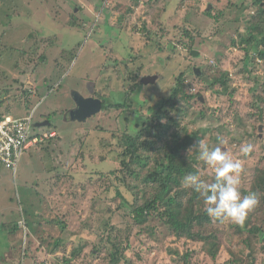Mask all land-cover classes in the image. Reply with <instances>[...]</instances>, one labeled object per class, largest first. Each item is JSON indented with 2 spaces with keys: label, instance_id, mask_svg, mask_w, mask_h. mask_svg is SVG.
<instances>
[{
  "label": "rangeland",
  "instance_id": "1",
  "mask_svg": "<svg viewBox=\"0 0 264 264\" xmlns=\"http://www.w3.org/2000/svg\"><path fill=\"white\" fill-rule=\"evenodd\" d=\"M263 12L264 0H0V116L34 111L33 124L50 120L54 127L44 130L57 134L30 149L15 175L0 161V264H19V259L33 264L21 258L22 248L43 234L60 239L62 246L56 254L44 255L46 264L70 258L79 247L78 258L69 264H110L111 234L105 224L107 211L117 212L119 199L114 188L107 193L98 186L119 185L130 202L135 194L141 202L151 190L142 178L113 171L121 168L126 147L120 139L136 135L160 106L177 119L178 134L187 128L183 136L194 134L239 160L240 189L250 190L257 176H264V60L254 48L256 41L243 39H249V26L264 30V23L256 25L264 20ZM184 33L192 35V49L183 45L191 43ZM136 73L139 80L158 78L133 93L129 107L73 116L80 98L100 94L108 104L125 102ZM223 73L228 75L227 92L219 85L210 87ZM181 74L192 99L183 93L174 99ZM244 144L252 145L247 155L241 152ZM130 166L140 168L139 163ZM198 167L203 177L214 174L203 161ZM37 192L52 203L46 215L59 219L64 229L46 220L34 226L35 215L23 213L33 202L37 205ZM112 222L119 229L113 240L132 245V264H186V252L193 264H233L231 252H244L231 221L217 227L222 242L214 259L211 243L177 239L158 217L133 229L126 214H114ZM151 232L155 239L149 238ZM260 240L258 246L264 235ZM98 244L100 254L92 255ZM255 258L264 264V250L257 247Z\"/></svg>",
  "mask_w": 264,
  "mask_h": 264
},
{
  "label": "trees",
  "instance_id": "2",
  "mask_svg": "<svg viewBox=\"0 0 264 264\" xmlns=\"http://www.w3.org/2000/svg\"><path fill=\"white\" fill-rule=\"evenodd\" d=\"M256 2L260 4V0H256ZM208 13H210V11H208ZM263 23L264 20H259L256 25H262ZM255 29L257 33L253 31ZM247 32L250 35L249 39H243V43L252 44L253 41H256L254 48L257 49L259 56L264 60V49H260V44L264 43V39H259V36L264 34V30L261 29L260 26L257 27L254 25L249 26ZM184 36L190 38L191 43L183 45H187L192 49V43L194 42L192 35L184 33ZM180 41H182V39ZM246 58H248V55ZM138 77L139 75L136 73L134 78L135 83L132 84L129 89L126 88L125 102L108 104V100L103 99L99 94L97 99L101 100V110L129 107L133 93L137 92L138 89L145 84L142 80H139ZM228 83V75L223 73L219 77L213 78L210 87L215 88L219 85L222 88V92H227L229 89ZM175 91L174 99L180 98L181 93H183L185 98L192 99L194 97L193 95L187 94L182 74L178 79L177 89H175ZM93 98L96 99V97ZM151 110L154 111V108H151ZM202 115L205 116L204 113H202ZM2 118L3 117L0 116V120ZM49 127L51 129L54 127L53 122ZM178 127L179 123L177 119H174L167 110H164L163 106H160L154 115L146 119L145 125L140 128L136 135H127L124 133L125 135L120 139L126 147L121 154V168L118 169V171H113L114 174L119 171L123 174V171L129 172L132 177L142 178L144 185L151 190L143 193L141 202L136 201V194L135 198L130 202L123 194L119 185L115 186L113 183L103 185L99 183L100 186L98 187L104 186V191L107 193L114 188L116 190V198L119 199L117 201L119 203L117 212L113 211L111 214V212L107 211L108 222L105 224L106 228L109 226L111 234L107 236L108 241L112 245L111 251H109L107 255L110 258V264H121L126 261L127 264H132L133 261L132 258L128 257V252L131 251L132 245L130 243L123 245L121 242H118L117 239L113 240V232H119V229L116 228L115 230L114 222H112L114 214H126V216H129V227L131 229H133L132 227L135 228L136 225L147 223L153 217H158L172 230V235L176 236L177 239L185 238L194 242L211 243L212 250L210 251V256L213 259L216 258L221 249L222 238L218 234L220 230L217 227L223 225L227 221L214 222L211 220L204 212L203 200L200 195L192 189L184 187L181 182L182 178L186 175L197 173H199L206 182H212L214 174L203 177L204 174L201 173L200 167H198L201 160L198 159L197 149L194 147V149L188 152L189 148H191V143L201 138H198L194 134L190 135L192 136L191 138L183 136L182 134L186 132L187 128H182V132L178 134ZM166 135H170V137L166 138L163 144L159 146L158 141H162ZM61 140L62 138L60 137L56 138L57 142H61ZM136 163L140 164L138 171L133 170L130 166ZM187 163H191L189 168ZM117 176L121 178L122 184L125 182L127 188H130L124 176L121 177L120 174H117ZM257 178V182L253 184L250 190L240 189L244 195H247L249 192L256 193L259 204L248 214L243 224H231L234 235L238 237L239 243L244 249L243 253L239 250L231 252L234 257L231 261L233 264H256L255 252L257 247L264 250V241L258 246L259 242H261V237L264 235V176H257ZM59 180H61L60 177H58V181ZM37 194L40 198L37 205L33 202L32 207L23 208V213L35 215L34 226H39L41 221L46 220L57 223V226H61L62 229H64L63 223H58L59 219H52L45 213L51 210L52 203H47L48 199L40 192H37ZM111 198L115 199V197ZM127 203L128 206H125ZM30 207L32 209L38 207V210L34 211L30 209ZM36 232L38 233L37 230ZM120 232L122 231L120 230ZM30 235L28 233L27 238H29ZM37 237H32L34 240H28L27 248H22L23 254L21 252V258L25 257L31 259L33 260V264H46L44 255L56 254V252L62 248L60 245L61 240L53 239L51 235L46 236L44 234L43 236L37 235ZM150 237L154 238L155 234L151 232L149 238ZM38 240L41 242L39 241L40 243L36 245L35 249H32L31 245L37 243ZM79 248H81L79 251H77V248L71 251L70 258L64 256L57 257L56 261H53V263L51 261V264H69L70 261H75L83 247ZM102 248L101 244L96 245L92 255H96V252L100 254ZM246 252H248V255ZM191 255V252H186L184 254L183 260L186 264H193L189 261ZM138 256L143 258L140 253H138ZM19 260V264H23L22 259Z\"/></svg>",
  "mask_w": 264,
  "mask_h": 264
},
{
  "label": "clouds",
  "instance_id": "3",
  "mask_svg": "<svg viewBox=\"0 0 264 264\" xmlns=\"http://www.w3.org/2000/svg\"><path fill=\"white\" fill-rule=\"evenodd\" d=\"M224 143L223 140L220 141ZM195 147L198 159L203 161L214 173L212 182H206L199 173L188 174L182 178V185L200 195L204 212L215 221H231L243 224L248 214L259 204L256 193L242 194L240 190L242 164L221 147L211 148L203 139H198L189 148ZM252 151L251 144L241 145L245 155Z\"/></svg>",
  "mask_w": 264,
  "mask_h": 264
},
{
  "label": "built area",
  "instance_id": "4",
  "mask_svg": "<svg viewBox=\"0 0 264 264\" xmlns=\"http://www.w3.org/2000/svg\"><path fill=\"white\" fill-rule=\"evenodd\" d=\"M34 111L28 116H5L0 120V161L14 171L28 151L57 136L55 130H41L33 124ZM35 122V121H34Z\"/></svg>",
  "mask_w": 264,
  "mask_h": 264
},
{
  "label": "water",
  "instance_id": "5",
  "mask_svg": "<svg viewBox=\"0 0 264 264\" xmlns=\"http://www.w3.org/2000/svg\"><path fill=\"white\" fill-rule=\"evenodd\" d=\"M200 71V70H198ZM157 79V76H149V77H144L142 81L145 84L154 82ZM101 110V100L100 99H95V98H80L78 100V109L73 112V116L78 117L79 119L85 118L86 116L92 115L95 112H99ZM51 122L49 120L43 121V122H37L34 124L35 127L40 128V127H45L49 126Z\"/></svg>",
  "mask_w": 264,
  "mask_h": 264
},
{
  "label": "crops",
  "instance_id": "6",
  "mask_svg": "<svg viewBox=\"0 0 264 264\" xmlns=\"http://www.w3.org/2000/svg\"><path fill=\"white\" fill-rule=\"evenodd\" d=\"M156 76V75H155ZM158 78V77H157ZM76 110L78 109V104H77V106H76V108H75ZM73 112V111H72ZM35 113V112H34ZM72 118V117H71ZM50 121V120H49ZM51 122V121H50ZM51 125V124H50ZM49 125V126H50ZM49 126H46V127H49ZM40 129L43 131L44 129H45V127L43 128V127H40ZM55 138V137H54Z\"/></svg>",
  "mask_w": 264,
  "mask_h": 264
}]
</instances>
